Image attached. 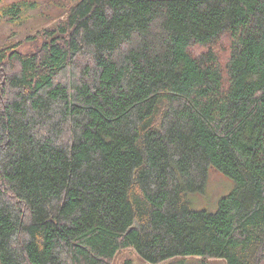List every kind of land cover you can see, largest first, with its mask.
Listing matches in <instances>:
<instances>
[{"label":"trees","instance_id":"obj_1","mask_svg":"<svg viewBox=\"0 0 264 264\" xmlns=\"http://www.w3.org/2000/svg\"><path fill=\"white\" fill-rule=\"evenodd\" d=\"M48 39L0 49V264H264V0H79Z\"/></svg>","mask_w":264,"mask_h":264},{"label":"rangeland","instance_id":"obj_2","mask_svg":"<svg viewBox=\"0 0 264 264\" xmlns=\"http://www.w3.org/2000/svg\"><path fill=\"white\" fill-rule=\"evenodd\" d=\"M19 1H27L34 8L29 9L17 22L0 21V49L12 47L7 50L16 49L22 54H34L38 53L43 44L49 41L48 38L52 32L58 31L63 26L67 11L79 0H5V4ZM226 46L229 48L227 43ZM223 52L219 53L222 62H225L228 52L225 54ZM12 65L5 66L6 70H9L8 73L16 70L12 68ZM233 189L232 181L219 171L213 170L204 193L191 197V200L198 209L215 210L219 200L231 193ZM127 261L131 264H148L132 248L120 251L111 264H125ZM211 263L224 264L221 261Z\"/></svg>","mask_w":264,"mask_h":264}]
</instances>
